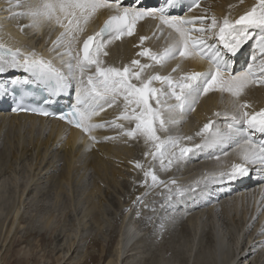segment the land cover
Instances as JSON below:
<instances>
[{
    "label": "snow or ice",
    "instance_id": "6c2138e0",
    "mask_svg": "<svg viewBox=\"0 0 264 264\" xmlns=\"http://www.w3.org/2000/svg\"><path fill=\"white\" fill-rule=\"evenodd\" d=\"M25 5L26 11L14 13L18 17L30 19L31 23L23 27L39 28L43 22H54L63 29L52 42V50L57 51L67 71L57 68L52 61L44 59L35 51L25 53L20 48L13 49L0 42V74L10 70H22L27 74L24 78H12L11 88L0 84V98L7 95L17 97L15 89L19 87L21 101L25 97L43 94L42 104L49 105L55 103V98L70 90L74 91L75 102L58 118L79 129L92 143L99 142L92 133L106 127L105 124L94 123L93 118L122 99L124 113L117 119L135 123V127L123 131V135L129 138L142 136L154 149L145 155H151L154 160L159 159L162 170L168 171L175 162L196 150L219 148L224 156H228L229 152L223 150L233 147L239 162L232 163L227 170L206 174L202 179L211 183H224L248 175L250 166L264 171V109L249 112L247 109L250 105L239 100L249 86L264 85V0H256L255 5L238 19L225 18L221 23L212 17L206 27L200 28L194 27V19L170 14L172 9L181 5V0H163L159 7L151 9L122 7L120 0H25ZM195 7H199L198 0L188 10ZM102 9L114 10L115 14L105 21L95 35L88 36L82 47L77 48L80 35ZM146 18L158 20L160 25L171 30L170 35L175 33V38L160 53L144 49L138 55L148 57L160 66L177 56L207 59L210 65L208 71L186 73L179 79L159 74L142 78L144 70L151 65L141 64L139 60L131 62L138 71H133L130 66L122 69L102 67L104 62L100 56L102 53L107 55L106 46L125 35H133L136 24ZM198 19L203 25L205 17ZM197 33L199 35H195ZM213 36L218 44L208 43ZM147 39L140 37V44L143 45ZM249 40L255 42L251 63L245 70L233 73L232 63L226 56L235 55ZM60 49L63 51H58ZM64 57L68 58L66 62ZM178 68L179 65L173 72ZM133 80L139 83H133ZM153 82L167 87H153ZM209 92L228 93L233 98L232 111L214 113L216 117H223V126L209 120L195 134L200 137V142L192 146L184 143L192 141V136L159 135L160 132H168L170 125L178 123L177 113L195 111L200 97ZM12 110L55 116L45 107H29L22 103ZM111 124L124 128L116 121ZM257 133L260 134L259 141L255 138ZM214 158L220 160V156ZM135 167L143 166L136 162ZM144 175L145 183L150 178L153 187L165 184L158 179L153 169L146 170ZM169 183L174 186L165 185L169 199L173 194L183 196L186 191L195 190L194 187L178 185L175 179Z\"/></svg>",
    "mask_w": 264,
    "mask_h": 264
},
{
    "label": "rangeland",
    "instance_id": "374dc122",
    "mask_svg": "<svg viewBox=\"0 0 264 264\" xmlns=\"http://www.w3.org/2000/svg\"><path fill=\"white\" fill-rule=\"evenodd\" d=\"M241 1L238 0L237 4L241 3ZM215 4H217V1ZM209 6L210 3L208 1L202 10L203 15L207 13ZM23 8H26V6ZM54 26L56 27V25L44 26L42 27L44 29L41 28L38 32L36 31L37 35L41 36L38 41L43 46H48L49 42L45 41V37L52 33ZM32 29L34 28H24L27 31ZM34 35L36 34L34 33ZM50 44L52 43L50 42ZM64 58L67 60V57ZM249 63H251V58H249ZM261 90L264 91V88H261ZM230 97L226 94L223 95L221 105L223 106L226 103L230 109H233L231 106L233 98L230 99ZM119 104L124 108V103L120 100L115 104V106L117 105L116 108ZM224 109L223 107L220 111L216 110L215 113L223 112ZM177 114L179 115V113ZM195 117L193 113L189 117L188 122H185L187 118L183 119L184 122L177 118L178 124L172 128L178 132L180 129H186V126L193 122L189 126L191 130H200L202 122H198ZM213 117L211 120H216L218 124V117ZM8 118L10 117L4 116L2 120L6 121ZM112 121L121 124L119 119L108 120L107 132L109 130L111 133L108 136L109 139H104L105 144L110 141L114 143L116 140L122 139L123 137L121 136H125L121 132L122 129L111 124ZM27 123L23 126L24 129H27ZM51 126V124L45 125L44 130L47 129L48 131ZM169 133L172 135L169 131L168 133H163V135L167 136ZM188 134L187 136H189ZM163 135L160 136L162 137ZM178 135L180 136L179 132ZM4 136L0 137V197L1 199L3 198V201H0V264H108L112 260H116V264H158V261L163 257L164 261H169L168 264H205L203 262L206 261L201 260L205 257L210 258L212 253L210 250H214L212 247H215L214 240L210 234L213 226L207 225L204 231L197 235L192 248V258L189 259V251L186 250L187 243H189L191 238L194 240L195 236L193 234L190 236L187 230L185 231V227H183L184 229H181V227L176 228L178 223H187L184 221L186 215H180L179 219H182L181 221H177L175 216L169 217V214L167 216L165 208L162 206L164 202L161 203L160 201L162 195L159 194L163 186L153 187L151 186L150 178L145 183V176L134 175L133 160L139 162L143 160L146 150H148L147 152L153 151L152 146L145 144L144 140H142L143 143L138 142L139 139L134 140L135 142L131 141L133 144L129 145L130 148L128 147L132 151L130 155H126V153L119 154L117 151L112 152L110 159H107L110 162V165H107L111 168L109 173L97 172L92 167H85L86 164L89 165V162L84 164L83 161L86 160L80 154L73 160L70 178H67V176L64 178L63 173L66 170V165L64 161L57 163L60 158H55V150L52 154L51 149L50 152L42 153L41 155L35 149L37 144L42 142L43 137L32 135L28 138L26 136L23 143H20L16 136H12L8 141ZM196 140L194 137L192 142L184 141V143L191 145ZM62 146H64V143L60 142L58 148ZM117 157H119V160ZM149 158L151 159L152 156L150 155ZM125 160L130 161L131 164H127ZM49 163L51 166L47 171L46 167L49 166ZM147 163L149 162L147 161ZM57 164L58 167L51 170ZM186 167L188 166L184 165V167L171 169L169 171L170 176L166 178L167 182L172 180H169V178L173 174H182L183 168L185 169ZM189 170L191 171V168ZM187 177L180 178L179 176L180 179L178 177V179H174H177V184L180 185L181 182L185 181H182L183 179L186 178L187 180ZM159 180L162 181L161 177ZM5 183L7 192L3 196L1 187ZM182 184L184 185V183ZM96 187L101 189H99V192L96 191L97 193L95 192L96 194L91 199ZM167 187L174 186L169 183ZM167 187H165V191H167ZM164 190L162 192L167 194ZM160 195L161 197L159 198ZM253 197L256 198V195L254 194ZM250 201L252 205L254 203L257 205L255 199V202ZM215 208L216 213H218V206ZM243 208L244 211H241L238 217H235V215L230 217L227 223L221 219L216 226V229L221 232L227 241V246H230L228 248L230 249V254H228L229 261L227 260V262L225 261L226 263L222 264H235L242 249H245L248 244L251 245L256 239L257 247L245 264H264V242L261 241L259 243L258 239L260 238L253 240L256 231L260 227L257 226L260 221L255 224L254 231L251 230L252 232H250L249 230L250 233H247L243 229L242 232V217L246 218L255 210V208L251 210L247 206ZM136 211L142 213V217L138 220L135 218ZM218 216L221 217L219 213ZM160 219L167 222L170 220L172 224L161 238H157V230L162 222ZM127 223L135 225V228L145 234V239L129 247L125 251L124 258L118 262L115 244L117 239H119L122 228ZM176 253L180 254L177 255ZM125 258L126 260L124 261ZM206 264L212 263L208 260Z\"/></svg>",
    "mask_w": 264,
    "mask_h": 264
},
{
    "label": "bare ground",
    "instance_id": "6f19581e",
    "mask_svg": "<svg viewBox=\"0 0 264 264\" xmlns=\"http://www.w3.org/2000/svg\"><path fill=\"white\" fill-rule=\"evenodd\" d=\"M15 1H18V0H15ZM216 1L217 0H215V1L213 0L212 2L215 3ZM237 2H238V0H220V1H218V4H214L212 6V8L205 14V16H204L205 19H204V24L203 25H201L200 22H199L198 18H200V16L198 15V10H200L202 8V4L204 3V0L202 1V3H200L201 5H199V7L191 10V12L188 15H186V17L189 18V19L196 20V23L194 25L195 28L206 27L211 22V18L212 17H215L216 20L218 21L219 20V18H218L219 15L223 14L222 17H226V15H230L229 16L230 19H233L235 16L239 15L242 11L250 10L255 5L256 0H242L241 3H238V4H237ZM9 4L10 3H8V1L6 2V0L5 1L0 0V6H6V8H8ZM22 10L25 11L27 9L26 8H22ZM9 21H10V18L7 19V21H5V22H9ZM205 21H207V23H205ZM29 22H31V21L29 20ZM23 24H24V22L20 23L19 28H17V30H16L15 36L14 35L12 36V35L8 34V31L11 30V28L9 26H8L9 28L6 31H3V30L0 31V36L6 37L7 38L6 41L16 42L17 45H18V48L22 49L25 53L30 52V51H35L39 56L40 55L46 56L50 60H54L57 65L62 66L63 68H65L64 65L61 63V59H58V57H60V56L57 55V51H53L51 49L53 45L50 44V42H49L48 46H43V44L40 41L36 40L37 36L34 35V32H36V31L38 32L39 29H41L42 27H44V26L45 27L46 26L50 27L51 25H55V23L54 22H43V23H41L39 28H34L32 30H29V31L24 30L21 33V28H23ZM42 29H44V28H42ZM216 31H218V29ZM87 33H88V29H86L83 32V34L80 35L79 40H81L82 38H85ZM195 35H199V34L197 33ZM140 36H141V33H137L132 38H130L129 40L128 39L127 40H122V41H120L118 43L112 44L110 46V48H109L110 52H107V56L111 57V55H112L111 52H113L120 44H123L125 46L128 45L127 49L129 51L128 50L126 51L127 53L125 55L126 60H124V66H130L134 71H138L139 69H137L136 66L132 65V63H131L133 60H139L141 64H147L148 63L149 65H151V67H149V68L144 70V73L142 74V78H147L150 75H154V74H152V70H154L155 72H157V70H159V72H162V71L167 70L172 65H174L176 67L179 65L178 70L175 71L176 75L175 76H171L173 79H179L180 76H182V75H184V74H186L187 72H190V71L191 72H194V71L206 72V71H208V69L210 67V65L208 63H205L203 59H199V58L185 59V58H182V57H179V56H177L175 59H171V60L167 61L165 63V65H164V67H155L153 64L149 63V60L145 56L138 55V53H140L144 49H150V47H151L150 46L151 42L149 41V37H148L147 41H145V45H143V46L140 45ZM174 38H175V35L172 34V36L169 38L168 41L163 42V46H161V45L160 46L154 45V46H158L159 49H160L159 52H161L169 43L172 42V40ZM214 42L218 44V41H217L215 36H213V38L208 41V43H214ZM135 43H136V45H134ZM31 45L34 46V50L30 49ZM130 49H132L133 51L130 50ZM60 51H63V49H60ZM242 56L244 57V55H242ZM104 58L106 59V56H104ZM226 58L229 59L231 61V63H233V61L235 60V55L228 54L226 56ZM238 60H241L240 55H238ZM64 61L65 62L67 61L66 58H64ZM245 64H246V62H244V65ZM244 65L242 67H244ZM241 66L239 64H235V66L232 68V70L234 72H237L240 69L239 67H241ZM180 73H182V74H180ZM167 76H169V75H167ZM159 85L161 86L162 84L159 83L158 87L156 86V88H160ZM252 88L257 90V91H259V89H260V88L259 89L255 88L253 86H252ZM223 95H225V93L217 92V93H214V94L211 93V94H207V95H204V96L200 97L199 101L201 100L200 101V105H202V106L201 107H195V111H192V112L195 114V116H196L195 118H197L198 122H202V127H203V125L205 123H207L209 120L212 119V117L214 116V113H215L216 110L220 111L221 109H223L224 106L221 105V101H222ZM226 95H229V94H226ZM224 98H225V96H224ZM231 98L232 97H230V99ZM120 101L123 102L122 99ZM116 106L114 105L113 107H107L105 109V111L100 113L99 116H96V117L93 118V122L106 125L108 120H116L118 117H120L124 113L123 112V106L121 104H119L117 108H116ZM4 116L6 117V115L0 114V137H2V135H5L4 137L8 141L9 138H11L12 136L13 137L16 136V137H18V141L20 143H23V140H24V138L26 136L28 138H29V136H32V135L39 136L40 138L43 137L42 142L38 143L36 148L35 147L34 148L36 150H38V152L41 155H42V153L46 154V153L50 152L51 149H52V151H51V154H52L54 152V150H55V154H54L55 158H58V157L60 158V160L57 161V163H59V162L62 163V161H64V164L66 165L65 166L66 170L63 173L64 174V176H63L64 178L66 176H67V178H70V176H71L70 173H71V170H72V167H73V162H74L73 160L76 157H78L80 154H81V156L83 155L84 159L86 160V161H83L84 164H86L85 162H87V163L89 162V165L86 164L85 167L89 166V167L94 168L97 172L102 171V172H108L109 173V171H110L109 169H111V168L108 167V165H107V164L110 163V162L107 161V159L110 156H112V154H111L112 152L117 151L119 154L126 153V155H130V152H132L130 149H128V147H129V145L131 146V144H133V143H131V140H129V139L127 140V136H121L123 138L119 139L118 140L119 142L116 140V142L113 143V141L109 140L110 142L105 144L104 143V139L105 138H109L108 136L111 133V132H109V130L107 132L106 127L105 128H101V129H97L96 131H94L92 133L97 138V140L99 141L98 143H92L88 139V137L84 133H82L80 130L70 129V128H68V127H66V126H64V125H62V124H60V123H58L56 121H49V120L42 119V118L41 119L40 118L37 119V118L30 117V116H27V115H20V116H14V117H11V116L8 115V117H10V118H8V120L4 121L5 118L2 120V118ZM177 118H178V120L180 119L181 122L182 121L184 122L183 119L186 118V116H184L182 114H179V115L177 114L176 115V119ZM213 118H216V116L213 117ZM26 122H28L27 125H28L29 128L26 127L27 129H24L23 126L26 124ZM36 123H38V124H36ZM119 123H120V121H119ZM128 123H130V122L125 120L124 122H122V125H125V124H128ZM192 123L193 122H190L189 124L192 125ZM48 124L52 125L51 129H49L50 131L49 130L47 131V129L44 130L45 125H48ZM177 124L178 123H176L175 125H177ZM171 126L174 127V125H171ZM189 126H186L187 130H191V127H189ZM123 131H124V129H122V131H121L122 134H123ZM198 131H199V129H195L196 133ZM163 133H165V132H160L159 134L163 135ZM45 134H47V135H45ZM112 134H113V131H112ZM44 135H45V137H44ZM188 135L191 136L192 133H189ZM176 136H179V135L177 134ZM186 137H187V134H186ZM192 137H195V136L192 135ZM143 140H144V138H143ZM60 142L64 143V146L58 148V145H59ZM144 142H145V140H144ZM190 142H192V141H190ZM198 142H200V140H196L191 145H193L195 143H198ZM145 144H148V143L145 142ZM97 145H100V146H97ZM114 146H116V147H114ZM26 149L28 150V148H26ZM147 151L148 150H146L144 153H146ZM195 154H196V158L198 159L199 158L198 153H195ZM149 156L150 155H148V156L145 155L143 160L139 161V163L143 166L142 168L135 167V163L136 162H135V160H133L132 167L134 168L133 172H134L135 176H139V177L140 176L141 177L145 176L144 175L145 171L151 169V167L147 163V161L149 162V160H150ZM0 158H1V155H0ZM55 158H54V160H55ZM118 158L119 157H117V159ZM120 159H122V158L120 157ZM125 161L127 162V164H131L130 161H128V160H125ZM217 161L219 163L221 161H224V164L226 162L222 158L220 160H217ZM165 163H166V161H165ZM177 163H178L177 165L179 166V168L180 167H184V161L183 160H181L180 163L179 162H177ZM50 166L51 165L49 163V166L46 167L47 171L50 169ZM186 166H189V165L186 164ZM57 167H58V164H57V166H53L51 168V170L53 168L55 169ZM43 171H44V169H43ZM163 171L164 170L161 171L160 176L163 175ZM169 171L170 170H168L165 173V175L161 177V179L163 177H166V178L169 177L170 176V172ZM191 172L192 171H190L189 173H191ZM211 173H212L211 171L208 172V173L207 172L206 173H198V174H195V176L196 175H198V176L193 178V182L194 181H206L207 184H205L206 185L205 186L206 187L205 190H208L209 188H211V191H212L211 194H209V195H201L199 193L190 192V193H188L186 195L179 196V200H178L177 203L174 204L172 202V204L170 206H168V207H171V208H176L175 211H177V213L172 214L169 211V208L168 207L167 208H168V211H169V217L170 216H172V217L175 216L177 218L176 219L177 221H181L182 219L180 220L179 218L181 216L186 215L185 218H184V221L187 222V223L186 224H183V223L179 224L177 222L178 225H176V228L181 227V229H184L183 227H185V231L187 230V233H189L190 236H192V234L195 236V238L193 237L194 240L191 238L192 240L189 239V243H187L186 250L189 251V257H188L189 259L192 258V254H193L192 248L194 247V243H195V241L197 239V235L200 234L202 232V230H204L206 228L207 225L213 226L210 234H211V237L213 238L214 243H215V247L211 246L214 250H210V252L212 251L211 254L209 253L210 254V258L205 257L201 261L205 260L207 262L209 260V261H211L212 264H222L225 261L227 262V260H228V254H230V251H229L230 249H228V248H230V246L229 247L227 246V244H226L227 241L225 240L224 236L222 237V235L217 232L216 226L219 224V220H221V219H219L220 217L218 216V213H216L217 211H216L215 207L218 206V208H222L224 214L227 217L234 216L235 213H239L241 207L243 206L242 204L246 201L248 195L251 198L252 195L254 196V194H256V198H255L256 201L259 200L260 196L264 195V178L261 179L260 183L249 185L248 187H246V189H242V190H240V192L234 193V195L238 194V196L233 197V198H231L229 196V197H227L228 198L227 200L222 199V201H219L218 203L213 204L212 206L209 205L210 207H208V206H204L203 204L207 200H212L215 197V195H216V193H215L216 191H219V190H222V189L225 190V191H228L227 187H223L221 189L219 186H217V184L208 182L206 179H202V178L206 177V174H211ZM155 174H157V173L155 172ZM179 176H180V178H182V177H187L188 175H186V174H178V173L177 174H173V176H171L169 178V180L170 179L173 180L174 178H177V177L179 178ZM188 177H187V179H188ZM261 177L262 176H260V177L255 176V178H261ZM182 181H184V182L180 181L181 182L180 185L184 187L187 184V182H186L187 180L185 178ZM185 182H186V184H185ZM182 183H184V185ZM254 183H256V180L254 181ZM168 184H169V182H168ZM1 188H2L1 189V194H4L3 196H5V194L7 192L6 191L7 190L6 183ZM99 189H101V188L100 187H96L94 189L95 191L92 193V196H91L92 198L91 199H93L94 195L97 192H99ZM142 190H144V189H142ZM162 191H161V193H162ZM246 191H248V192H246ZM165 192H167V194H169L168 191H165ZM163 194H165V193H163ZM160 197H161V195L159 196V198ZM2 199L0 197V201H3ZM243 200H245V201H243ZM134 202H135V200H134ZM124 217L126 218V216H124ZM205 217H206V220H205ZM173 220H175V219H173ZM242 232H243V228H242ZM137 234H143V233L140 232L137 228H135V225H131V224L127 223L122 228V231H121V234L119 236V239H117L116 244H115V252H116L117 257H118V262H120L124 258L125 251H127V249H125V248H128V246H132L133 242H135V244H137V242L141 241V239H137L136 238ZM190 236H188V237L190 238ZM143 239H145V236H144ZM254 242L251 245L250 244L246 245L245 249L244 248L242 249L241 253H239V255H238V257H239V258H237L238 260L235 261V263L237 262L236 264H245L246 263V261L254 253V250L257 247V245H254ZM258 242L260 243L261 239H258ZM246 250H247V252H246ZM176 254L178 255L180 253H176ZM163 258L158 261V264H164L165 262H167L165 264L169 263V261H164ZM125 260H126V258L124 259V261ZM199 260H200V258H199ZM206 262H203V263L206 264ZM108 264H116V260H112Z\"/></svg>",
    "mask_w": 264,
    "mask_h": 264
}]
</instances>
